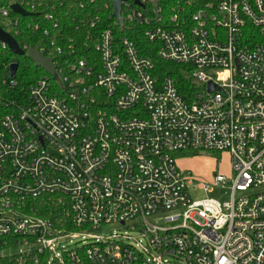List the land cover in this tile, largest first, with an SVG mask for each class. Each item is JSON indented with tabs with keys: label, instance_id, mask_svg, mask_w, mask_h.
I'll return each mask as SVG.
<instances>
[{
	"label": "built area",
	"instance_id": "1",
	"mask_svg": "<svg viewBox=\"0 0 264 264\" xmlns=\"http://www.w3.org/2000/svg\"><path fill=\"white\" fill-rule=\"evenodd\" d=\"M1 1L2 28L43 33L18 43L52 58L58 78L43 69L0 119V254L16 264H264V0H122L120 19L112 0ZM15 3L28 16L50 9L52 27H20ZM58 3L75 14L71 34ZM125 23L144 26L183 80L161 74ZM16 62L5 66L10 88ZM202 150L231 156L232 174L213 180L231 187L225 202L190 195L192 172L177 160ZM108 225L123 230L89 233Z\"/></svg>",
	"mask_w": 264,
	"mask_h": 264
},
{
	"label": "trees",
	"instance_id": "2",
	"mask_svg": "<svg viewBox=\"0 0 264 264\" xmlns=\"http://www.w3.org/2000/svg\"><path fill=\"white\" fill-rule=\"evenodd\" d=\"M105 1L107 0H99L98 4L100 5ZM0 4H3L1 0ZM59 4L60 3L57 4L56 10L54 11L55 19L60 22V27H69L70 29L67 32L71 34L73 27H77L75 14L69 12L67 8H60ZM48 11H50V9L42 8L41 10L34 11L31 16L19 15L21 20L20 27H29L28 23L32 20L39 22L41 27H52V20L45 18V13ZM102 13H106L107 16L110 14L109 11L105 10L102 11ZM107 23H109V18L104 22L103 27H106ZM117 27H138L136 28L138 30L133 32L131 37L141 48L142 52H144V54H149L153 58L156 65L159 67L161 74H170L179 81L183 80L181 66L176 65L173 62L162 60L156 52L157 45L152 44L146 36L142 34V31L139 32L141 27L144 26L134 23H125L124 25ZM41 36H43V33H37V35H35L32 31L29 32L28 30H25L21 34L15 35V38L21 45L24 43H30L34 46V39L38 37L41 38ZM13 60H17L19 63L18 70L14 76V79L17 81V86L15 88H10L9 85L3 82V77L5 74V66ZM44 73L45 71L37 66L30 57L26 55L16 56L10 49L3 50L0 48V119L3 115L10 112L11 106L10 104L7 105V102H9L14 96L23 97L25 91L29 89V87L35 83L36 79ZM0 264H16V260L13 256H2L0 254Z\"/></svg>",
	"mask_w": 264,
	"mask_h": 264
},
{
	"label": "rangeland",
	"instance_id": "3",
	"mask_svg": "<svg viewBox=\"0 0 264 264\" xmlns=\"http://www.w3.org/2000/svg\"><path fill=\"white\" fill-rule=\"evenodd\" d=\"M177 163L181 170L192 172V179L195 184L189 186V192L193 199H202L209 196L225 202L231 198L230 186H215L213 183L216 173L227 176L232 174V159L229 153L202 150L197 153H187L179 156ZM202 184L211 191L208 192L200 187ZM114 230L121 231L123 229L116 225H108L89 233L105 234ZM71 239L70 244L72 246L82 244L83 238L79 234H75ZM64 242L68 243L69 239Z\"/></svg>",
	"mask_w": 264,
	"mask_h": 264
},
{
	"label": "water",
	"instance_id": "4",
	"mask_svg": "<svg viewBox=\"0 0 264 264\" xmlns=\"http://www.w3.org/2000/svg\"><path fill=\"white\" fill-rule=\"evenodd\" d=\"M113 5H114V15L117 19H120V13H121V8H122V0H112ZM12 8L15 12L23 15V16H28L30 15V12L24 9L20 4L15 3L12 5ZM0 40L3 42H6L12 53L16 55H24L25 51L19 46L18 41L16 38L10 34L9 32L5 31L2 26L0 25ZM29 57L32 59V61L42 69H44L46 72L49 74L53 75L54 77L58 78V73L56 72V69L53 65V59L48 58L44 55H42L37 49H30L29 51ZM19 63H13L11 65V72L12 75L14 76L18 70ZM215 90L217 89V86L214 84H210V90Z\"/></svg>",
	"mask_w": 264,
	"mask_h": 264
},
{
	"label": "crops",
	"instance_id": "5",
	"mask_svg": "<svg viewBox=\"0 0 264 264\" xmlns=\"http://www.w3.org/2000/svg\"><path fill=\"white\" fill-rule=\"evenodd\" d=\"M181 155H183V154H180L179 156H181Z\"/></svg>",
	"mask_w": 264,
	"mask_h": 264
}]
</instances>
